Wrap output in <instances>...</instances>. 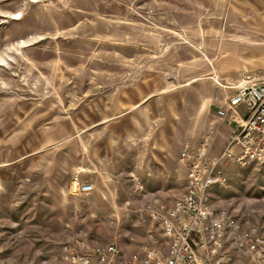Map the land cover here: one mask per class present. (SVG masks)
Wrapping results in <instances>:
<instances>
[{"label":"rangeland","instance_id":"obj_1","mask_svg":"<svg viewBox=\"0 0 264 264\" xmlns=\"http://www.w3.org/2000/svg\"><path fill=\"white\" fill-rule=\"evenodd\" d=\"M207 17L208 0H0V264H72L65 246L79 234L87 239L79 251L116 243L123 258L142 253L158 228L136 205H171L186 184L185 164L160 155L175 150L179 159L204 144L217 154L227 143L230 130L209 106L215 87L183 86L191 78L176 72L191 61L171 57L199 45L202 56ZM135 68L140 75L129 76ZM144 83L150 101L111 107L122 103L118 87ZM147 154L155 172L125 171ZM224 168L233 217L244 229L264 227L256 211L264 162ZM77 173L93 192L69 193Z\"/></svg>","mask_w":264,"mask_h":264},{"label":"built area","instance_id":"obj_2","mask_svg":"<svg viewBox=\"0 0 264 264\" xmlns=\"http://www.w3.org/2000/svg\"><path fill=\"white\" fill-rule=\"evenodd\" d=\"M226 86L236 91L216 110V115L232 126L224 149L210 155L205 144L196 149L186 147L180 154L187 168L182 194L171 205L152 199L136 205L138 215L158 228L149 230L142 253L123 258L116 243L98 245L91 252L79 251L87 240L79 234L76 247L65 246L72 264H232L236 259L242 264H264V235L256 228L243 229L229 210L215 205L212 195L214 187L228 186L224 165L264 162V73ZM135 183L136 193L146 195L140 182ZM94 189L92 182L77 173L69 193L84 196ZM135 201L132 197L126 205ZM229 246L236 254L229 253Z\"/></svg>","mask_w":264,"mask_h":264},{"label":"crops","instance_id":"obj_3","mask_svg":"<svg viewBox=\"0 0 264 264\" xmlns=\"http://www.w3.org/2000/svg\"><path fill=\"white\" fill-rule=\"evenodd\" d=\"M202 45L204 49L202 56L199 52V45L193 46L190 57L186 56L185 58L182 54L181 56L180 54H175L176 57H171L177 63L180 61L184 62L185 59L191 61L186 70L179 68L176 72L177 77H182L186 73L191 78L188 82H183V86L191 84L195 87L204 79L209 85L211 84L215 87L208 96L209 106L212 109L216 105L218 109L224 105L228 95L236 91L235 88L226 85H235L242 78L264 73V0H208L206 40H204ZM159 60L162 63L161 70L162 65L164 66V61H167L162 52ZM147 70V68H143V76L149 75V73H146ZM139 73H141V69L137 70L136 68L135 70L129 69L127 72L129 76L140 75ZM217 86L222 88L218 89L216 88ZM124 87L122 91L118 87V92L122 93V103L114 100L112 108L136 109L153 97L151 90L148 89L149 86L145 83L144 86L128 84ZM163 92H167V90L161 91V101L168 102V96L164 95L166 93L162 95ZM197 92L200 94L199 88ZM163 97H165V100H163ZM219 103L222 104L219 105ZM243 111L244 108H241L242 113ZM225 126L230 130L229 135L226 137L228 141L232 126L227 123ZM209 153L210 155H216L214 151L212 153L209 151ZM160 157V162L163 163L165 161V165L170 163L177 165L179 161L182 162L180 157L178 159V153L175 150H167ZM126 159L125 161L130 163L128 158ZM140 159V165L127 168L125 171L129 173L155 172V168H152L151 154H147V156ZM158 166L161 167L162 165ZM80 176L83 180L92 182L95 188L93 181L81 174ZM263 189L264 187L261 186V192L257 194V204L264 202ZM224 192L223 187H214L212 190L213 202L217 207H223L232 212L231 207L235 206V202L232 201V197H223ZM249 200L251 199L249 198ZM256 211L257 213H264V207L257 208ZM251 228H256L259 234L264 235L263 226ZM234 262L243 263L242 260Z\"/></svg>","mask_w":264,"mask_h":264}]
</instances>
